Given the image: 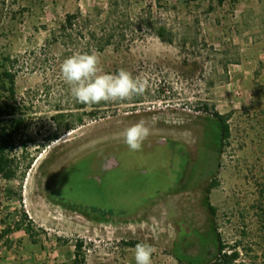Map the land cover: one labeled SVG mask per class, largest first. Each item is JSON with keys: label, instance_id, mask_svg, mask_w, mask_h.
<instances>
[{"label": "rangeland", "instance_id": "rangeland-1", "mask_svg": "<svg viewBox=\"0 0 264 264\" xmlns=\"http://www.w3.org/2000/svg\"><path fill=\"white\" fill-rule=\"evenodd\" d=\"M92 51L150 86L78 103L60 65ZM4 57L0 105L24 125L16 175L0 176V264H136L137 243L152 264H191L218 240L264 264V0H0ZM141 120L151 133L131 151L121 133Z\"/></svg>", "mask_w": 264, "mask_h": 264}, {"label": "clouds", "instance_id": "clouds-1", "mask_svg": "<svg viewBox=\"0 0 264 264\" xmlns=\"http://www.w3.org/2000/svg\"><path fill=\"white\" fill-rule=\"evenodd\" d=\"M100 65V55L96 51L76 52L61 63V77L78 103L94 105L101 102L127 101L142 96L150 86L147 76H134L124 68L116 73H106ZM150 133L151 129L141 120L126 128L121 136L131 151H139ZM154 252L152 245L137 243L136 264H152Z\"/></svg>", "mask_w": 264, "mask_h": 264}, {"label": "trees", "instance_id": "trees-1", "mask_svg": "<svg viewBox=\"0 0 264 264\" xmlns=\"http://www.w3.org/2000/svg\"><path fill=\"white\" fill-rule=\"evenodd\" d=\"M161 2V0H157ZM195 1V0H193ZM220 3L223 0H219ZM76 18L75 15L69 14L66 16L65 25L72 26V21ZM157 36L163 42H172L171 37H167L168 31L165 27H158L156 30ZM9 58L4 57L0 63L2 71L0 73V96L4 93H9V95H14V75L11 74L10 70L7 68ZM213 124L216 131L219 142L228 138L230 131L227 123V118L218 112L213 113ZM24 125V119L16 115V109L6 105H0V176L4 179L10 180L16 175V170L13 165L12 158H10V150L14 147L16 138L20 135V130ZM56 138V137H53ZM30 161L25 170L30 168ZM207 207L213 211V207L206 202ZM79 247L81 244L78 245ZM225 246L220 240H218L217 253L215 255V260L210 259H191L188 260L191 264H236L239 259V252L236 248H232L229 252L225 251Z\"/></svg>", "mask_w": 264, "mask_h": 264}]
</instances>
